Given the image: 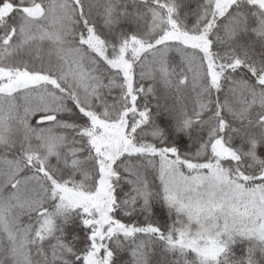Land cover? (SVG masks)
Returning <instances> with one entry per match:
<instances>
[{"label":"snow or ice","instance_id":"obj_1","mask_svg":"<svg viewBox=\"0 0 264 264\" xmlns=\"http://www.w3.org/2000/svg\"><path fill=\"white\" fill-rule=\"evenodd\" d=\"M0 264H264V0H0Z\"/></svg>","mask_w":264,"mask_h":264}]
</instances>
